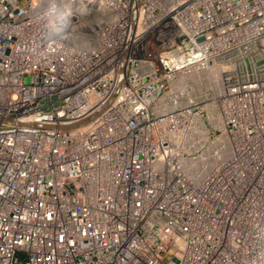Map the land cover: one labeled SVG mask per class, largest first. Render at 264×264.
I'll use <instances>...</instances> for the list:
<instances>
[{
	"label": "built area",
	"instance_id": "built-area-1",
	"mask_svg": "<svg viewBox=\"0 0 264 264\" xmlns=\"http://www.w3.org/2000/svg\"><path fill=\"white\" fill-rule=\"evenodd\" d=\"M258 234L264 0H0V264H264Z\"/></svg>",
	"mask_w": 264,
	"mask_h": 264
},
{
	"label": "bare ground",
	"instance_id": "bare-ground-1",
	"mask_svg": "<svg viewBox=\"0 0 264 264\" xmlns=\"http://www.w3.org/2000/svg\"><path fill=\"white\" fill-rule=\"evenodd\" d=\"M258 237L263 238L264 234H258Z\"/></svg>",
	"mask_w": 264,
	"mask_h": 264
},
{
	"label": "rangeland",
	"instance_id": "rangeland-1",
	"mask_svg": "<svg viewBox=\"0 0 264 264\" xmlns=\"http://www.w3.org/2000/svg\"><path fill=\"white\" fill-rule=\"evenodd\" d=\"M25 81H26V82H29V79H28V78H26V79H25Z\"/></svg>",
	"mask_w": 264,
	"mask_h": 264
}]
</instances>
